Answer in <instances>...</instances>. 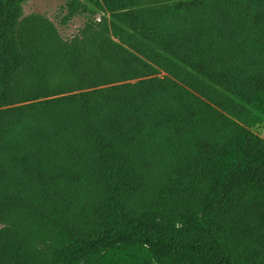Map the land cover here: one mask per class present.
<instances>
[{
  "label": "trees",
  "instance_id": "obj_1",
  "mask_svg": "<svg viewBox=\"0 0 264 264\" xmlns=\"http://www.w3.org/2000/svg\"><path fill=\"white\" fill-rule=\"evenodd\" d=\"M23 1L0 0V264H264V0H71L108 17L69 41Z\"/></svg>",
  "mask_w": 264,
  "mask_h": 264
},
{
  "label": "rangeland",
  "instance_id": "obj_2",
  "mask_svg": "<svg viewBox=\"0 0 264 264\" xmlns=\"http://www.w3.org/2000/svg\"><path fill=\"white\" fill-rule=\"evenodd\" d=\"M71 0H25L22 3L23 14L25 16L31 14H40L46 17L55 26L60 38L63 41H69L81 34L82 29L95 19L108 17L103 12L94 13L82 11L73 13L69 2ZM85 2L86 0H79ZM145 4H156L161 0H143ZM69 18V19H68ZM110 19V18H109ZM160 72L159 75H163ZM134 81V80H131ZM255 133L264 138V123H258L250 127Z\"/></svg>",
  "mask_w": 264,
  "mask_h": 264
}]
</instances>
